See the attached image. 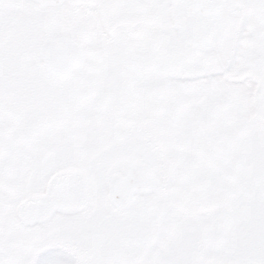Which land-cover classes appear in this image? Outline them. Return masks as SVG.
Here are the masks:
<instances>
[{
  "label": "rangeland",
  "instance_id": "1",
  "mask_svg": "<svg viewBox=\"0 0 264 264\" xmlns=\"http://www.w3.org/2000/svg\"><path fill=\"white\" fill-rule=\"evenodd\" d=\"M183 4L64 0L42 7L39 0H0V91L10 92L0 94V242L9 224L13 236L26 238L62 225L65 238L80 245L91 224L96 234L119 235L124 223L144 217L143 203H163L162 189L171 176L174 182L158 151L164 146L178 180L170 199L187 208L212 204L203 215L169 208L166 225L208 221V264H264V52L258 54L264 22L244 20L240 42L229 41L230 59L219 62V18L213 27L198 22L197 32L186 34ZM234 19L232 28L241 23ZM58 36L72 37L85 54L82 66L63 81L43 69L38 54L44 39ZM222 63L238 81L225 78ZM136 159L151 164L155 192L118 211L107 200L108 179ZM67 165L89 173V207L23 227L15 211L19 201L44 192L50 176ZM30 244L0 249V264H12L11 257L28 263ZM175 248V264H192L195 252ZM177 256L182 260L176 263ZM46 264L78 262L60 257Z\"/></svg>",
  "mask_w": 264,
  "mask_h": 264
},
{
  "label": "flooded vegetation",
  "instance_id": "2",
  "mask_svg": "<svg viewBox=\"0 0 264 264\" xmlns=\"http://www.w3.org/2000/svg\"><path fill=\"white\" fill-rule=\"evenodd\" d=\"M183 7L185 9V15L183 17L182 24L179 23L180 26L186 25L187 30L194 33L197 32L195 30L198 22L202 21L207 24V21H205L206 15H199L197 11L194 10L192 0H184ZM218 8L219 23H221V28L223 29L222 32H219V62H227L230 59V54L233 53L232 45L230 43H234L235 45V43L240 42L241 32L245 24L244 20L262 19L261 22H264V0H219ZM230 18H235L236 20L238 19L241 23L232 28L229 24ZM262 34H264V30ZM226 36H229L227 42ZM227 45H229V47L226 53L224 52L223 47L225 48ZM258 51H260L258 54L261 55L262 51L264 52V49L259 48ZM133 78L134 77H132V79ZM141 82L143 83V81ZM145 83H149V81H146ZM151 86L154 87L152 82ZM144 88L145 86L143 89ZM1 93L8 94L10 92L0 91V94ZM151 93L152 98H154L156 95L154 93H156V91ZM153 137L157 139L154 135H152V138ZM170 163H172V161H170ZM206 163L209 162L206 161ZM173 175L175 177L174 183L176 184L178 180H176V174ZM218 175L219 174H217V176ZM171 181L173 182V179ZM212 188L214 192L219 190V187L216 185ZM170 191H172L173 194V187L169 185H166L162 189V193L158 198L163 203H160L159 205L157 204V206H154L155 203L152 205L143 203L142 210L144 217L141 218L139 222H134L133 225L124 223L125 229L119 235L112 233L96 234L95 225L91 224L90 227L93 231L91 234L86 235L87 241L82 240L85 245L84 246L65 238L62 234V225H55L51 229L50 227L53 224L51 226L47 225L42 234H38L36 237L26 238L23 235L20 237L13 236L12 231L9 229L13 224H9L7 226L6 235L0 242L1 252H8V249L10 250L15 247H22L27 243H32L28 245L27 249V252L31 253L28 263H25L21 258L17 259L15 257H11L10 259L12 264H46L47 260H58L60 257L66 259H76L78 264H86L84 261H87V264H175L171 256L173 255L175 257L177 254L175 247H177V245H186V249H188L185 252L186 254L190 255L195 252V258L190 261V263L208 264V260L205 257L208 250V231L204 229H207V226L211 224L202 219H194L193 221L190 220V224H187L186 221H184L185 219H182L184 222L178 223V227L174 225L169 226L166 225L165 218L169 208L176 209L179 212H184L187 216L194 214L203 215L204 212L209 214V212L205 209L212 204H208L207 206L199 203L201 197L204 195L202 190H200L198 196L199 205L197 207L190 205L192 208L183 207L180 204L174 203L173 200L170 199ZM245 211L246 209L244 207L240 209L242 216ZM55 215H53L49 220L41 223L21 225L25 228H33L37 225L39 226L40 224H48L53 221V217ZM0 218H2L1 215ZM94 218L95 223L101 220L99 215L94 216ZM2 223L3 220L0 221V224L3 226L4 224ZM41 243H43V245ZM24 247L27 248V246ZM194 248H196V250H194ZM85 254L87 260H85V257L82 256ZM184 258L185 257H183V259ZM176 260L181 261L182 259L177 256L175 258V262Z\"/></svg>",
  "mask_w": 264,
  "mask_h": 264
},
{
  "label": "water",
  "instance_id": "3",
  "mask_svg": "<svg viewBox=\"0 0 264 264\" xmlns=\"http://www.w3.org/2000/svg\"><path fill=\"white\" fill-rule=\"evenodd\" d=\"M44 6L60 5L63 0H39ZM219 0H192L199 15L215 21ZM44 69L54 77L68 78L80 68L84 54L78 43L68 36L49 37L39 47ZM153 187V172L149 163L134 160L126 163L123 174L115 173L108 182V200L119 210L129 208L135 194L148 193ZM91 187L86 171L67 166L54 172L44 192L32 193L16 206V215L25 225L49 219L55 212L72 213L83 210L90 201ZM214 264H231L216 262Z\"/></svg>",
  "mask_w": 264,
  "mask_h": 264
}]
</instances>
